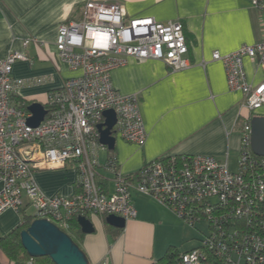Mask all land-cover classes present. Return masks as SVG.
I'll return each instance as SVG.
<instances>
[{
  "label": "built area",
  "instance_id": "1",
  "mask_svg": "<svg viewBox=\"0 0 264 264\" xmlns=\"http://www.w3.org/2000/svg\"><path fill=\"white\" fill-rule=\"evenodd\" d=\"M249 2L264 19V0ZM31 43L39 41L26 39L23 46ZM56 48L58 59L82 76L50 94L38 127L29 125L31 113L13 97L27 83L45 79L13 77L14 65L29 60L25 53L0 59V215L8 210L22 214L31 207L34 220L46 219L71 235L72 222L80 216L134 219L133 197L143 195L189 227L207 225L200 247L181 255L179 264H212V258L220 264H264V158L251 151V120L264 107V82L250 84L244 66L249 58L264 71V39L227 55H212L224 63L229 88L243 93L250 113L242 125L238 171L212 156L165 155L144 166L136 179L121 173L115 155L101 161L107 148L100 143L99 126L108 110L117 116L116 137L141 147L147 139L138 95L119 93L111 73L129 58L161 61L173 72L189 68L183 23L127 18L118 3L89 1L80 21L60 26ZM69 165L77 170L79 191L71 197L45 195L35 174ZM101 168L112 176L111 194L98 183Z\"/></svg>",
  "mask_w": 264,
  "mask_h": 264
},
{
  "label": "crops",
  "instance_id": "2",
  "mask_svg": "<svg viewBox=\"0 0 264 264\" xmlns=\"http://www.w3.org/2000/svg\"><path fill=\"white\" fill-rule=\"evenodd\" d=\"M89 1L118 3L127 18L149 17L162 23L179 20L189 48L190 67L182 71L173 72L161 61L133 58L112 71V83L119 93L138 95L147 131L142 147L117 137L113 152L121 173L136 179L144 166L165 155L212 156L237 172L242 125L250 113L244 107L243 93L229 88L224 63L214 61L212 55H227L264 39L263 15L249 0H0V59L11 52L25 53L29 60L14 65L13 77L45 79L42 84L27 83L20 88L14 103L27 109L39 103L47 110L52 92L82 76L80 70L58 59L56 41L60 26L80 21ZM30 38L39 44L25 48L23 41ZM244 66L250 84L264 82V71L256 61L246 58ZM253 117H264V107ZM251 151L254 154L252 144ZM109 152L101 151L102 162ZM98 173V183L113 193L112 176L102 168ZM35 181L47 196L71 197L79 191L73 165L37 172ZM133 204L136 217L122 230L107 229L106 220L97 216L89 218L95 227L93 234L82 236L80 228L73 227V237L89 264H162L170 247L178 249L179 244L168 242V232L175 227L187 231L185 224L148 196L134 195ZM30 209L23 213L34 218ZM22 214L8 210L0 215V239L21 225ZM202 238L178 251L198 248ZM0 264H10L3 253Z\"/></svg>",
  "mask_w": 264,
  "mask_h": 264
},
{
  "label": "water",
  "instance_id": "3",
  "mask_svg": "<svg viewBox=\"0 0 264 264\" xmlns=\"http://www.w3.org/2000/svg\"><path fill=\"white\" fill-rule=\"evenodd\" d=\"M28 111L32 115L28 121L32 127H38L47 115L46 108L39 103L31 104ZM104 117V124L99 126L100 143L113 151L117 142L114 131L117 116L113 110H108L104 113ZM251 127L254 155L264 158V117H253ZM126 222L123 218L114 215L106 218L108 225L119 230L126 227ZM77 223L82 234L88 235L95 232L94 224L89 218L80 216ZM21 243L29 257L33 259L49 257L54 264H89L87 255L73 237L46 219H36L23 230Z\"/></svg>",
  "mask_w": 264,
  "mask_h": 264
},
{
  "label": "trees",
  "instance_id": "4",
  "mask_svg": "<svg viewBox=\"0 0 264 264\" xmlns=\"http://www.w3.org/2000/svg\"><path fill=\"white\" fill-rule=\"evenodd\" d=\"M109 155H114V152L110 151ZM22 215L23 217H22L21 225L15 230H13L11 233H9L8 235L0 239V251L7 257L10 264H28V262L31 260V257H29V255L22 246L21 232L27 229L30 226V224L34 221V219L30 216H26L25 213H23ZM104 219L106 220V217ZM72 226L79 228L77 224V220H74L72 222ZM106 227L107 229H113L108 224L106 225ZM81 235L83 236L82 233ZM71 236L73 237V234H71ZM183 254L184 253H180L178 249L174 247H170L167 253L165 254V256L161 259V263L179 264L180 257ZM209 261L212 264H220V262L215 258H212ZM34 264H54V262L49 257H44V258L34 259Z\"/></svg>",
  "mask_w": 264,
  "mask_h": 264
},
{
  "label": "rangeland",
  "instance_id": "5",
  "mask_svg": "<svg viewBox=\"0 0 264 264\" xmlns=\"http://www.w3.org/2000/svg\"><path fill=\"white\" fill-rule=\"evenodd\" d=\"M29 213L35 215V210L31 208L29 210ZM185 226L187 227V231L180 227H175L168 232V242L179 244L177 245V247L180 251H183L185 248L187 249V247L193 246L194 243H197L204 234L208 233V227L205 223H201L194 228L187 225ZM72 233L73 231L71 232V234ZM0 255H2L1 252Z\"/></svg>",
  "mask_w": 264,
  "mask_h": 264
}]
</instances>
